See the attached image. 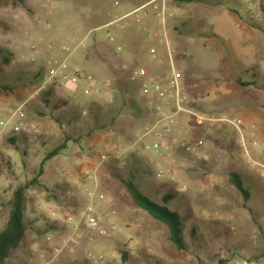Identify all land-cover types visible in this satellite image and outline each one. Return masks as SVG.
Wrapping results in <instances>:
<instances>
[{
    "label": "rangeland",
    "instance_id": "374dc122",
    "mask_svg": "<svg viewBox=\"0 0 264 264\" xmlns=\"http://www.w3.org/2000/svg\"><path fill=\"white\" fill-rule=\"evenodd\" d=\"M135 1L0 0V47L13 53V62L0 73L11 89L0 92V120L37 129L8 134L14 141L0 144V231L13 191L29 184L24 238L5 264H264V44L256 56L247 55L257 59L253 71L237 70L238 61L247 57L239 33L263 34L264 24L250 19L235 0L180 5L165 0L172 14L165 34L176 52L183 106L202 120L180 112L170 133L158 138L144 135L152 124L146 98L133 87L123 93L121 76L111 80L113 68L123 65L160 76L170 72L165 40L150 7L141 23L124 20L129 26L123 31L104 27ZM110 30L114 44L105 38ZM82 40L84 46L70 53ZM147 42H153L155 56H147ZM63 61L66 69L50 77V66ZM86 75L100 90L109 82L111 103L96 93L83 95ZM252 76L256 86L237 84V78ZM162 105L171 113V104ZM67 138L66 148L37 177L45 155ZM155 141L167 147L159 155L143 149ZM114 149L126 152L101 159ZM158 170L169 174L157 179ZM230 173L240 176L248 201L229 183ZM35 177L38 183H30ZM127 180L156 203L163 194L174 196L165 206L180 215L184 250L175 249L167 228L134 204L123 185ZM86 191L92 193L100 228L74 234L51 213L75 215L90 201ZM70 235V243L55 255L54 248ZM90 255L103 260L93 263Z\"/></svg>",
    "mask_w": 264,
    "mask_h": 264
},
{
    "label": "built area",
    "instance_id": "2783aa9c",
    "mask_svg": "<svg viewBox=\"0 0 264 264\" xmlns=\"http://www.w3.org/2000/svg\"><path fill=\"white\" fill-rule=\"evenodd\" d=\"M241 5L244 6L246 13L250 19H257L258 13L256 12V4L253 0H235ZM146 7L151 8V12L155 15L157 22L159 23L161 30L158 32V35H161L165 40V47L167 50V55L169 57V66L170 72L166 74V76H159L152 74L150 75L144 68L142 67H128L123 65L122 68L129 71L128 81L130 83L137 84L139 86L140 95L148 101V104L151 105L153 103H157L155 108L156 111V120L145 130L144 135H148L153 133L155 136L160 138L161 135H168L171 131V128L174 124V117L180 113H186L188 115L194 116L197 118L198 122L202 120V117L196 115L192 111L186 109L183 106V97L180 92V74L175 65V50L171 47L169 41L166 38L165 34V25L169 17L172 14H169V11L165 5V0H161L160 3L155 4V0L151 1L149 4L142 6L138 9H135L124 16L108 23L105 25V28H109L112 25H115L117 29L123 31L128 28L129 22L124 21L127 18H131L130 21L133 24L141 23L144 17L148 16V12L145 11ZM142 12V14H139ZM105 38L108 43H115V35L113 32L107 31L105 34ZM84 40L77 43L70 53L82 48ZM69 51V49H67ZM122 51L120 46H116L115 53H120ZM152 56H155V52L153 50L150 51ZM51 65V62L48 63ZM51 67V75L50 77H54L58 73L64 71L67 67L66 61L59 63L57 66ZM83 80L85 81V86L83 88L84 96H91L93 93H96L98 99L101 101H107L108 103L112 102V95L108 86L109 82L104 85V83L100 84L104 87L102 90L98 89L94 79L91 75L83 76ZM171 104L172 111L167 114L164 110L162 104ZM22 133H37V129L34 125L23 126L13 123L12 120H0V144L1 141L7 137L8 134L11 136H15L17 134ZM143 149L145 151L151 152L154 155H159L163 150H166L167 147L162 145L160 142H152V143H144ZM126 152V149H114L108 155H102L101 159L106 160L110 157L117 158L123 155ZM169 174V170H158L155 174L157 179H164ZM85 195L90 197V201L83 205L75 215L64 214L62 216L56 214L55 212L51 213V216L55 219L56 222L61 225H70L72 229V233L79 232L81 228L86 229H99L100 228V216L96 211V206L92 203V193L89 191L84 192ZM71 241V235L67 236L61 247L54 248L55 255L59 254L63 247L69 244ZM103 260L101 255H90V261L93 263H100Z\"/></svg>",
    "mask_w": 264,
    "mask_h": 264
},
{
    "label": "trees",
    "instance_id": "16d2710c",
    "mask_svg": "<svg viewBox=\"0 0 264 264\" xmlns=\"http://www.w3.org/2000/svg\"><path fill=\"white\" fill-rule=\"evenodd\" d=\"M177 5L192 3L199 0H171ZM102 62H107V59L100 58ZM13 62V53L0 47V73L2 68H5ZM118 74V75H117ZM129 74L128 70L123 69L122 67L119 69L113 68L111 80L115 81L117 76H121L122 78V86H120V90L123 93H129L131 87L137 89L139 91V86L134 83H130L127 79ZM40 77L42 78V72L40 73ZM115 79V80H114ZM237 84L243 87L253 86L254 82H243L237 78ZM113 84V82H112ZM111 84V86H112ZM115 85H119V83H114ZM113 84V86H114ZM11 91L10 87L5 83L0 81V92L1 93H9ZM52 89L50 88L45 96L49 97L52 93ZM44 102L48 103V100L44 98ZM135 106V103L132 102ZM144 104V103H143ZM157 103H153L151 105L146 101L144 105V109L147 111L149 116L152 118V123L156 120V111L155 108ZM264 109V105H263ZM14 137V136H13ZM2 141L6 143H12L14 138H4ZM1 141V143H2ZM69 141L67 138L61 145L50 151L45 155L43 160L39 165V170L37 177L43 172V166L45 163L52 158L58 156L62 150L66 148V143ZM35 177L32 179L30 183L36 184L38 183V178ZM229 183L235 188L236 191L240 193L243 200L246 202L249 199V194L247 190L244 188L243 183L240 179V176L236 173L229 174ZM29 184L24 185L23 187H19L13 191L12 199L9 202V213L7 216V220L5 222L4 228L0 231V264H5L9 259L11 253L15 251L19 245L21 244L24 234H25V225L23 221L24 214V190L28 188ZM123 185L127 189L130 194L134 204L144 211L148 216H150L153 220L160 222L163 224L168 230V240L177 250H184L185 244L182 236V221L180 215L172 209L167 208L165 205L169 203L174 196L170 194H163L161 197V204L154 202L151 200L142 190L141 188L131 180H127L123 182ZM220 264H226L223 261H219Z\"/></svg>",
    "mask_w": 264,
    "mask_h": 264
},
{
    "label": "crops",
    "instance_id": "0c3cea01",
    "mask_svg": "<svg viewBox=\"0 0 264 264\" xmlns=\"http://www.w3.org/2000/svg\"><path fill=\"white\" fill-rule=\"evenodd\" d=\"M151 1H153V0H136L135 2L130 3V7H128L129 9L126 12L122 13L119 17H113L112 20H110V22L124 16L125 14H127V13H129L135 9H138L142 6L149 4ZM253 1L256 4V12L258 13V16H257V19H252V20L257 21L258 23L263 22V24H264V4L263 3L258 4V0H256V1L253 0ZM102 26H104V25H102ZM214 37L222 40L219 32H215ZM240 38L244 39V45L246 46L245 48H243V50L245 51L244 56L249 55V53H251V52L253 53L254 56H256L257 54L260 53V51H261L260 47L262 46V43L264 44V32L262 34L258 30H250V31L243 30L242 32L239 33V39ZM145 44L150 45L147 49L148 50L147 56H148L151 49L154 48L151 45H154V44H153V42H147ZM155 47L160 50V49H162L163 46L161 45V46H155ZM256 60L257 59H250L248 56L246 58H243L241 61H238L237 70L242 71V72H246V73L253 71L252 69L255 68ZM158 65H159V62H158ZM150 71L151 72L147 71L150 75L154 74V70L151 69ZM152 71H153V73H152ZM244 78L245 77H239L238 79H240L243 82H254L255 85H253V86L257 85V82L254 80V78H255L254 76L250 77L249 81L244 80ZM253 86H248L246 88L253 87ZM243 89H245V88H243ZM244 116H245V114H244Z\"/></svg>",
    "mask_w": 264,
    "mask_h": 264
}]
</instances>
